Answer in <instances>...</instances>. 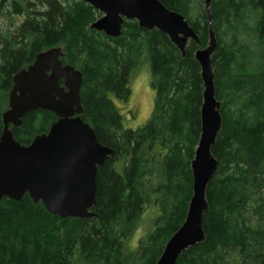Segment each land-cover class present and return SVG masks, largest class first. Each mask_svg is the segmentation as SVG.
I'll return each instance as SVG.
<instances>
[{
    "label": "trees",
    "instance_id": "16d2710c",
    "mask_svg": "<svg viewBox=\"0 0 264 264\" xmlns=\"http://www.w3.org/2000/svg\"><path fill=\"white\" fill-rule=\"evenodd\" d=\"M159 1L208 45L205 0ZM210 11L224 122L213 146L219 164L206 195V240L176 264H264V0H213ZM3 15L11 23L0 30V137L14 76L40 52L60 47L62 63L82 72V118L115 155L98 170L96 218L54 216L28 194L22 202L3 199L0 264H157L193 194L204 91L198 44L190 40L184 57L166 34L135 20H125L121 37H109L91 29L101 13L83 0H0ZM143 61L150 63L155 104L142 127L128 129L115 101L129 100L131 76ZM23 118L10 129L25 146L58 119L47 110ZM148 208L156 212L152 226L132 246Z\"/></svg>",
    "mask_w": 264,
    "mask_h": 264
},
{
    "label": "water",
    "instance_id": "95a60500",
    "mask_svg": "<svg viewBox=\"0 0 264 264\" xmlns=\"http://www.w3.org/2000/svg\"><path fill=\"white\" fill-rule=\"evenodd\" d=\"M83 1L102 13L91 29L109 37H121L125 20H135L141 28L166 34L184 57L190 40L199 46L195 59L201 67L204 91L201 137L191 163L193 194L183 226L172 235L157 263L176 264L185 251L206 240L203 227L204 215L209 210L206 195L219 164L213 146L224 122L222 103L216 97L212 61L218 43L210 11L213 0H205L210 37L204 48L186 18L159 0ZM63 57L60 47L40 52L32 64L13 78L9 109L2 116L0 203L5 198L22 202L28 194L33 204H43L54 216L84 221L97 217L93 209L98 204V170L115 152L98 140L94 128L82 118V72L64 65ZM38 110L50 111L58 119L48 133L36 136L31 145L25 146L15 140L10 125H22L26 114Z\"/></svg>",
    "mask_w": 264,
    "mask_h": 264
},
{
    "label": "rangeland",
    "instance_id": "374dc122",
    "mask_svg": "<svg viewBox=\"0 0 264 264\" xmlns=\"http://www.w3.org/2000/svg\"><path fill=\"white\" fill-rule=\"evenodd\" d=\"M35 1L36 0H32V2ZM16 20L17 23H20L24 19L22 17L21 19L18 18ZM10 23L11 20L7 18L6 15L1 16L0 30H10ZM131 77V94L129 100L126 102L118 100L114 101L116 102V105H118L121 114L124 116V126L128 129H137L142 127V125L150 119L155 104V89L151 86L152 76L150 63L148 61H143L140 69L136 70ZM155 215L156 212L154 209L148 208L146 210V214L141 222L142 226L136 232L130 245L134 246V243L136 244L140 238L139 236H142L144 232L152 226Z\"/></svg>",
    "mask_w": 264,
    "mask_h": 264
}]
</instances>
